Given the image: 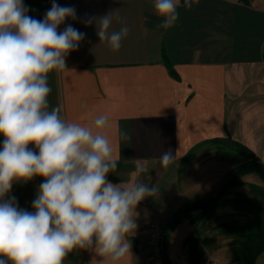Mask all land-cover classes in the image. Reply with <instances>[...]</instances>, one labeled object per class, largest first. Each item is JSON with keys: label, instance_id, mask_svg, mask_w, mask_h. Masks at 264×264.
<instances>
[{"label": "crops", "instance_id": "1", "mask_svg": "<svg viewBox=\"0 0 264 264\" xmlns=\"http://www.w3.org/2000/svg\"><path fill=\"white\" fill-rule=\"evenodd\" d=\"M52 2L24 0L29 15L39 20ZM55 2L75 7L78 18L118 13L130 30L112 52L99 41L95 24L67 20L61 31L72 24L86 35L69 53L67 69L49 74V101L66 119L83 123L89 112H110L119 163L108 179L158 187L136 208L137 229L124 262L150 264L151 219L165 229L180 208L217 196L241 167L208 157L217 142L264 152V0H192L191 8L180 0L178 21L169 29L158 26L161 18L150 0ZM120 27L114 20L110 31ZM169 150L174 160L165 169L160 157ZM42 181L14 183L9 195L32 211ZM191 228L180 222L165 239L168 264H191L186 245ZM92 255L74 250L64 264H89Z\"/></svg>", "mask_w": 264, "mask_h": 264}, {"label": "clouds", "instance_id": "2", "mask_svg": "<svg viewBox=\"0 0 264 264\" xmlns=\"http://www.w3.org/2000/svg\"><path fill=\"white\" fill-rule=\"evenodd\" d=\"M150 2L159 27L177 23L180 0ZM184 7L191 8L192 0ZM77 19L85 27L95 24L99 41L112 52L129 35L118 13L78 18L75 7L53 0L39 20L24 0H0V264H64L74 250L92 253L89 264H124L137 229L136 208L159 191L155 184L108 179L119 163L110 112H89L83 123L66 119L59 105L50 107L49 74L67 69L69 53L86 35L72 24L60 28ZM114 20L118 31H110ZM173 160L171 150L164 152L161 167ZM36 177L43 181L28 211L9 193L14 183Z\"/></svg>", "mask_w": 264, "mask_h": 264}, {"label": "trees", "instance_id": "3", "mask_svg": "<svg viewBox=\"0 0 264 264\" xmlns=\"http://www.w3.org/2000/svg\"><path fill=\"white\" fill-rule=\"evenodd\" d=\"M217 143L230 148L232 155L238 153L239 157H249L251 160L239 168L237 175L230 179L228 185L217 196L189 203L180 208L168 221L164 229V240L179 225L183 216L195 213L193 223L197 224L207 221L213 214L222 212L227 217L234 214L237 219L233 216V219L226 220L220 228L221 233L229 239V244L232 246L229 264H258L259 259L264 255V185L248 184L251 196L245 193L232 198L226 196L230 194L232 188L243 185L240 179L247 175L259 174L264 184V165L259 157L242 144L232 141L225 144ZM239 212L242 214L239 215ZM196 234L195 230L186 242L191 264H206V251L200 245Z\"/></svg>", "mask_w": 264, "mask_h": 264}, {"label": "rangeland", "instance_id": "4", "mask_svg": "<svg viewBox=\"0 0 264 264\" xmlns=\"http://www.w3.org/2000/svg\"><path fill=\"white\" fill-rule=\"evenodd\" d=\"M251 1V0H249ZM230 148L225 146H214L209 151L212 153L208 154V157L216 158L218 160H226V162H235L236 165H243L246 162H249L251 158L249 157H239L238 153L232 155ZM251 150V149H250ZM208 153V152H207ZM255 153V152H254ZM258 154L255 153L257 157L260 158L262 165H264V152L258 151ZM215 156V157H214ZM130 172V171H128ZM238 173V169L236 175ZM125 175V174H124ZM129 175V174H128ZM114 178V177H113ZM243 185L236 186L232 188L230 194L226 196V198L237 197V195L241 193H245L251 196V192L249 189L248 184H257L263 186V178L259 174L247 175L246 177L240 179ZM242 212H239V215ZM237 219L236 215L230 214L229 217L225 213H217L213 214L209 217L207 221H203L202 223L194 224L193 220L196 217L195 213H192L187 216H183L181 222L193 226L194 229L191 228V235L195 233L196 230V237L201 246L205 248L206 251V264H229L231 257H230V250L232 246L229 244V239L223 235L220 231L221 226L226 222V220ZM241 217V216H240ZM156 218V217H153ZM152 218V219H153ZM151 219V220H152ZM162 224V222L160 221ZM197 228V229H196ZM179 235V234H178ZM205 264V263H204ZM258 264H264V255L259 259Z\"/></svg>", "mask_w": 264, "mask_h": 264}, {"label": "built area", "instance_id": "5", "mask_svg": "<svg viewBox=\"0 0 264 264\" xmlns=\"http://www.w3.org/2000/svg\"><path fill=\"white\" fill-rule=\"evenodd\" d=\"M150 243V264H167L164 244V229L158 218H153L147 226Z\"/></svg>", "mask_w": 264, "mask_h": 264}, {"label": "water", "instance_id": "6", "mask_svg": "<svg viewBox=\"0 0 264 264\" xmlns=\"http://www.w3.org/2000/svg\"><path fill=\"white\" fill-rule=\"evenodd\" d=\"M214 262H211L210 264H213Z\"/></svg>", "mask_w": 264, "mask_h": 264}]
</instances>
